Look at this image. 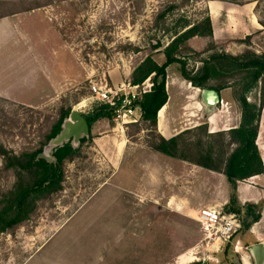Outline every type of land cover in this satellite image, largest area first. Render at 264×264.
<instances>
[{"label": "rangeland", "instance_id": "1", "mask_svg": "<svg viewBox=\"0 0 264 264\" xmlns=\"http://www.w3.org/2000/svg\"><path fill=\"white\" fill-rule=\"evenodd\" d=\"M212 1L227 4L225 8L234 9V16L242 6L254 4L261 31L243 38L218 32L216 38L190 39L180 50L186 70L198 71L203 61L215 54H262L264 0L242 5L221 0H0V17L40 7L28 11L37 12L34 22H26L29 32L35 31L31 38V33L28 35L31 42L6 50L12 51L10 59L16 68L21 66L22 78L2 84L0 146L16 155L34 148L65 110L77 109L84 116L94 110L92 86L132 84L134 72L147 58L164 64L163 50L175 33L186 24L210 17L207 5ZM225 12L220 17L224 21ZM239 79L225 70L212 79L210 86L225 84L219 94L222 101L209 109L201 125L182 135L188 158L197 160L199 144L205 152L214 146L217 159L225 151L224 140L219 135L210 137L208 125L205 129L203 123L207 115L228 111L229 103L233 107L229 110L231 120L235 122L237 114L242 117L237 100L241 94ZM260 89L261 83L248 94V102L260 105ZM166 91L178 129L188 124L195 100L207 108L200 99L203 90L182 77L178 64L167 69ZM184 106L190 108L184 110ZM227 115L220 122V130L228 126ZM108 124L97 122L91 131L94 139L83 144L79 158L67 165L64 190L38 202L30 221L14 232L0 234V264H242L236 248L225 254L226 244L218 250L208 245L202 227L188 215L186 204L197 211L200 205L217 201L212 194L222 188L218 174L184 163L177 184L164 189L166 194L175 189L184 205L170 206L162 199V192L152 190L149 199L118 192L107 184L124 163L128 152L122 145L124 140L148 147L159 134L150 122L142 121L128 127L114 143ZM112 124L116 128L114 121ZM257 141L262 147L264 140L259 137ZM49 154L44 150L45 157ZM23 175L28 183L29 176ZM17 176L18 172L4 169L0 154V209L15 188ZM223 181L228 185L227 179ZM158 193L160 199L156 198ZM238 236L240 233L232 237V244Z\"/></svg>", "mask_w": 264, "mask_h": 264}, {"label": "trees", "instance_id": "2", "mask_svg": "<svg viewBox=\"0 0 264 264\" xmlns=\"http://www.w3.org/2000/svg\"><path fill=\"white\" fill-rule=\"evenodd\" d=\"M221 1L242 5L259 0ZM37 8L40 7L23 10V12ZM17 13L19 12L13 14ZM196 37H213L210 17H206L198 23L186 24L180 32H176L174 39L163 50L165 63L158 65L152 58H147L134 72L132 84H142L148 78L151 79L152 91L143 97L138 104V109L142 115L141 122H150L156 131L157 115L168 101L166 91L168 67L180 65L182 77L193 87L201 90H215L219 94L225 84L222 86H210L209 84L212 79L220 75L222 70H225L233 78L237 76L241 78L237 82L241 92L240 96L237 97L242 111L241 125L237 129L209 134L210 137L219 135L224 140L225 151L219 155V159H217L214 146H209L205 152L202 144H199L201 149L199 148L197 160L188 158L186 153L189 150L182 143V135L185 134V131L170 140H165L160 135L156 136L154 143L148 147L168 158L194 164L208 171L224 175L231 187L230 203L225 207L224 213L235 214L240 218L242 229L239 233L242 235L261 218L260 206L239 205L236 188L238 182L264 174L260 152L256 145L261 113L264 108V52L262 54L247 52L241 56L215 54L204 60L203 66L198 71L188 72L180 50L184 43ZM260 83V105L256 106L248 102L247 96L252 89L259 87ZM71 111V109H67L54 119L48 132L41 136L42 140L34 148H26L16 155L0 146L4 169L18 172L15 188L9 193L6 205L0 209V234L14 232L34 217L38 202L64 190L66 167L79 158L81 146L94 139L91 131L97 122L103 120L109 123L110 127H113V110L107 105L96 104L94 110L89 115L84 116L90 127L89 137L82 138L77 147H74L72 141L67 142L53 150L48 157H45L46 145L62 132L63 124ZM209 112L208 110L207 113ZM205 129H207V125H205ZM25 173L29 176L28 183L23 179ZM234 248L235 244L230 241L225 245V254H229L228 251L230 252Z\"/></svg>", "mask_w": 264, "mask_h": 264}, {"label": "crops", "instance_id": "3", "mask_svg": "<svg viewBox=\"0 0 264 264\" xmlns=\"http://www.w3.org/2000/svg\"><path fill=\"white\" fill-rule=\"evenodd\" d=\"M225 5L227 4L217 1H212L207 5V10L212 23L214 38L217 37L218 32H223L224 35H226V33L228 32L234 38H243L246 36H252L253 34H256V32L261 31V24L259 23L257 16L254 13V4L242 6L241 12L236 16L231 15L234 9L225 8ZM224 10H226L225 21L223 19H220V17L223 16ZM36 13L37 12L33 11L31 13L27 12L24 14H12L0 18V94H2L5 90L2 85L5 81L17 80L18 82H20L22 78V72L20 73L21 66L16 68L14 60L10 59V57H13L12 51L7 52L6 50L17 49L21 47V45L24 46L26 43L31 42V35L35 31H33L32 33L29 32L30 26H27L28 23L26 22L28 20H32L34 22V17H36L34 16V14ZM29 34L30 38L28 36ZM238 34L239 36H234ZM51 84L52 83H50V85ZM45 87L47 88V83L45 84ZM41 89L43 90V86ZM168 89L169 85H167V91ZM200 99L202 101V104H204L201 97ZM193 105L194 106H192V104L190 105V107L192 106V109L194 110H189L190 117L188 124L178 129L176 126L177 119L173 115V104L171 102V98L169 97V101H167V104L158 113L156 123V130L158 134L165 140H170L186 130L201 125L200 120L205 114H207L208 108H202L200 103L196 100L193 102ZM188 107L189 106H184V108L182 109L187 110L190 108ZM228 107L229 110L233 108L230 103L228 104ZM229 110L219 115H207V118L203 124L208 125L210 134L226 132L239 128L242 121L241 115L237 114V116H235L234 122L231 120V116H229ZM236 113L237 112L235 111V114ZM225 115L228 116L225 118L228 126H225V129L220 130V122ZM263 118L264 116L261 115L257 136V139L261 137L262 141L264 140ZM108 126L110 129L109 132L114 135L113 137H111L112 135L106 137L109 139L111 137L114 143H118V139L116 138H120L123 133L118 128L110 127L109 124ZM212 129H214L213 132ZM124 144L126 150H128L125 155L124 163L114 171V173L110 177V184L107 185H110L113 188L117 189L118 192H125L130 195L133 194V196H135L136 194H140L142 197H146L147 199H149L151 196V190L153 192H162V199H165L168 202V205H184L183 201H181L179 196H177V194L175 193V189H172L173 191H170L167 194L164 192V189L166 186L170 187V185L177 184L182 172V165L186 162L168 158L158 152L152 151L150 148L145 147L144 145L137 146L131 144L128 139L124 140L122 145ZM256 145L260 152L264 167V143L261 147L259 142L256 140ZM187 169L189 172L190 169ZM204 170L207 173H216L208 171L206 169ZM216 174H218V180L220 182V186L222 187L221 190L217 189L212 194L217 197V201L211 203L209 202V204L206 205H200L197 211H193L192 207H190L189 204H186L187 210H189L188 215H190L192 219H196V221L200 210L207 207H217L224 212L225 207L230 203V184L229 182L227 183L228 185L224 183L223 179H227L224 175L219 173ZM210 188L211 187L207 185L208 191H211ZM159 194L160 193L157 194L156 198L160 199L161 195ZM236 194L239 205H255L261 207L260 220L257 223L253 224L245 234L238 236L234 241L236 251H238V253H241L242 264H255L253 256L247 251V247L254 244L264 243V174L251 177L242 182H238ZM191 212H193V214ZM217 249L218 248H216V250ZM244 250L245 253L242 252Z\"/></svg>", "mask_w": 264, "mask_h": 264}, {"label": "built area", "instance_id": "4", "mask_svg": "<svg viewBox=\"0 0 264 264\" xmlns=\"http://www.w3.org/2000/svg\"><path fill=\"white\" fill-rule=\"evenodd\" d=\"M153 84L148 78L142 84L130 82L118 87L92 86L91 101L109 106L113 110L116 128L124 132L129 126L141 122L138 104L146 94L152 91ZM197 222L204 232V240L213 248H218L231 241L242 229L240 218L235 214H225L217 207H207L198 213ZM217 249V250H218Z\"/></svg>", "mask_w": 264, "mask_h": 264}, {"label": "water", "instance_id": "5", "mask_svg": "<svg viewBox=\"0 0 264 264\" xmlns=\"http://www.w3.org/2000/svg\"><path fill=\"white\" fill-rule=\"evenodd\" d=\"M201 98L208 110L221 102L220 95L215 90H203ZM89 135L90 127L84 115L73 109L63 124L62 132L51 139L44 150L46 153H51L70 141L73 142L74 147H77L81 139L88 138ZM247 251L253 256L255 264H264V243L248 246Z\"/></svg>", "mask_w": 264, "mask_h": 264}]
</instances>
